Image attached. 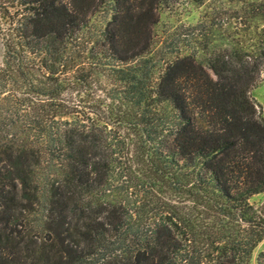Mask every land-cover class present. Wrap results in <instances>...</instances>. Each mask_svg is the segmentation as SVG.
Listing matches in <instances>:
<instances>
[{
	"label": "trees",
	"instance_id": "obj_1",
	"mask_svg": "<svg viewBox=\"0 0 264 264\" xmlns=\"http://www.w3.org/2000/svg\"><path fill=\"white\" fill-rule=\"evenodd\" d=\"M179 1L0 0V264L249 263L264 0Z\"/></svg>",
	"mask_w": 264,
	"mask_h": 264
},
{
	"label": "rangeland",
	"instance_id": "obj_2",
	"mask_svg": "<svg viewBox=\"0 0 264 264\" xmlns=\"http://www.w3.org/2000/svg\"><path fill=\"white\" fill-rule=\"evenodd\" d=\"M209 0H206L207 2ZM216 2L211 3L210 6L214 5ZM110 6L108 2L101 4L95 12L88 15L89 23L93 27L98 29L100 26L106 25L110 20ZM203 5L200 6L194 2V0H182L177 3H170L167 5H161L156 11V17L158 18V23L153 26V34L155 40L160 36L170 34L176 30L180 25L183 26H193L199 20V13ZM250 96L255 104L257 112L260 116L264 118V71L259 74V83L251 91ZM253 204H264V192L250 199ZM259 252H264V237L255 246L250 254V259L248 264H256L255 258Z\"/></svg>",
	"mask_w": 264,
	"mask_h": 264
}]
</instances>
